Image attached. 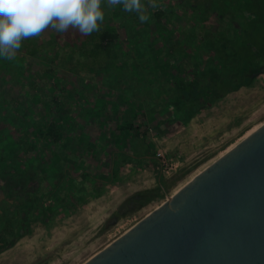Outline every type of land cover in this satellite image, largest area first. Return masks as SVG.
Segmentation results:
<instances>
[{
  "label": "rangeland",
  "instance_id": "1",
  "mask_svg": "<svg viewBox=\"0 0 264 264\" xmlns=\"http://www.w3.org/2000/svg\"><path fill=\"white\" fill-rule=\"evenodd\" d=\"M158 4L144 23L121 7H104L100 30L118 36L112 46L117 61L105 72L68 71L69 61L78 58L70 51L89 43V35L73 28L63 34L46 30L41 37L25 39L15 59L0 58V197L3 190L26 201L32 195L40 201L28 210L38 206L52 213L46 222L41 214L32 219L20 214L22 235L0 253V264L84 263L166 200L111 220L127 197L110 188H154L159 169L172 185L171 196L264 122L261 71L250 86L229 93L187 123L179 121L177 103H171L168 93L181 58H172L169 40L190 44L193 68L220 67L215 48L225 43L210 37L202 41L196 32L216 26L212 17L206 23L196 20L179 0ZM157 12L165 17L154 20ZM34 48L40 51L31 55ZM11 99L19 102L14 118L7 110ZM15 121L21 124L13 126ZM52 121L59 138L55 144L47 134ZM142 140L161 161L158 168L145 158L131 163L125 157L140 153ZM127 163L133 165L126 169ZM62 167L73 176L59 185ZM84 173L108 186H94ZM82 191L86 194L75 201ZM11 210L15 219L17 212Z\"/></svg>",
  "mask_w": 264,
  "mask_h": 264
},
{
  "label": "water",
  "instance_id": "2",
  "mask_svg": "<svg viewBox=\"0 0 264 264\" xmlns=\"http://www.w3.org/2000/svg\"><path fill=\"white\" fill-rule=\"evenodd\" d=\"M82 264H264V122Z\"/></svg>",
  "mask_w": 264,
  "mask_h": 264
},
{
  "label": "trees",
  "instance_id": "3",
  "mask_svg": "<svg viewBox=\"0 0 264 264\" xmlns=\"http://www.w3.org/2000/svg\"><path fill=\"white\" fill-rule=\"evenodd\" d=\"M180 5L187 7L196 20L212 17L216 26H201L197 33L202 41L208 39L215 42H224V46L215 48V55L219 57L220 67L201 65L192 67L193 59L189 57L188 46L183 43H172L169 40L167 50L172 58L178 59V69L171 81V88L168 95L171 103L175 100V111L179 115L181 123L189 122L194 116L204 109L211 108L218 101L229 93L235 92L242 87L250 86L256 75L264 72V0H179ZM136 21L140 22L137 15L131 13ZM165 14L157 12L153 14L154 20H162ZM177 36H184L183 33H174ZM197 35V37H198ZM118 38L116 34L108 30L94 32L88 37V46L81 47L73 52L78 56L74 61H69L68 71L74 74H95L105 72L117 61V55L113 51V43ZM192 45V44H191ZM40 49L34 48L30 54L36 55ZM226 59H223V58ZM82 58V59H80ZM77 66V68H76ZM186 69L184 74L181 70ZM13 105L7 110L14 118L18 111V101L11 99ZM21 121L13 122V126H19ZM55 123L52 121L48 125L47 134L51 137L52 144L58 143L59 138L54 134ZM62 127H57L59 129ZM60 130V129H59ZM33 146V145H32ZM140 153L134 152L131 155L124 153L131 163L145 158L153 164L156 169L159 167V159L149 154L150 147L140 141ZM31 150L33 148L31 147ZM112 161L114 157H112ZM192 170V169H191ZM57 178L60 185L65 177L72 178V173L68 167H62ZM188 171L185 172V174ZM93 181V185L99 186L107 182L92 178L90 174L84 173L83 178ZM156 187L135 192L124 199L111 215V220L132 215L133 213L147 207L158 200L165 199L171 184H168L161 172L155 173ZM59 185L55 187L58 189ZM75 201H80L85 195L83 191L79 193ZM28 201L22 195L15 192L2 191L0 197V253L9 248L16 239L21 237L22 220L18 218L20 214H27L29 219L34 215L42 216L41 222H46L52 213H47L35 206L36 210H28L36 205L38 198L29 195ZM40 201V200H39ZM11 207L15 208L17 217H11ZM41 264V263H35Z\"/></svg>",
  "mask_w": 264,
  "mask_h": 264
},
{
  "label": "clouds",
  "instance_id": "4",
  "mask_svg": "<svg viewBox=\"0 0 264 264\" xmlns=\"http://www.w3.org/2000/svg\"><path fill=\"white\" fill-rule=\"evenodd\" d=\"M105 6L121 7L144 23L150 18L149 9L159 4L158 0H0V58L15 59L25 39L41 37L49 29L63 34L73 28L85 36L98 32Z\"/></svg>",
  "mask_w": 264,
  "mask_h": 264
},
{
  "label": "crops",
  "instance_id": "5",
  "mask_svg": "<svg viewBox=\"0 0 264 264\" xmlns=\"http://www.w3.org/2000/svg\"><path fill=\"white\" fill-rule=\"evenodd\" d=\"M114 162V160H113ZM133 164L131 163H127L125 164V168L128 169L129 167H131ZM111 168H112V165H111ZM105 186H108V184H104ZM104 186V187H105ZM116 187H119V188H116ZM115 188H110V190L115 193V194H118V195H123V199L130 196L131 194L135 193V192H138V191H142L143 188L137 184V185H133V186H126V187H122V189H120V186H116Z\"/></svg>",
  "mask_w": 264,
  "mask_h": 264
},
{
  "label": "built area",
  "instance_id": "6",
  "mask_svg": "<svg viewBox=\"0 0 264 264\" xmlns=\"http://www.w3.org/2000/svg\"><path fill=\"white\" fill-rule=\"evenodd\" d=\"M159 162L161 163V161L159 160Z\"/></svg>",
  "mask_w": 264,
  "mask_h": 264
},
{
  "label": "flooded vegetation",
  "instance_id": "7",
  "mask_svg": "<svg viewBox=\"0 0 264 264\" xmlns=\"http://www.w3.org/2000/svg\"><path fill=\"white\" fill-rule=\"evenodd\" d=\"M14 208V207H11V209Z\"/></svg>",
  "mask_w": 264,
  "mask_h": 264
}]
</instances>
